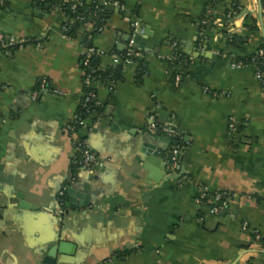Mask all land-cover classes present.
I'll list each match as a JSON object with an SVG mask.
<instances>
[{"label": "crops", "instance_id": "crops-1", "mask_svg": "<svg viewBox=\"0 0 264 264\" xmlns=\"http://www.w3.org/2000/svg\"><path fill=\"white\" fill-rule=\"evenodd\" d=\"M111 1L120 7L106 6L96 35L53 0L0 6V36L30 40L0 50V264H48L58 241L70 248L55 264H264L255 239H264V83L253 65L231 66L264 43V0ZM129 19L148 32L135 47L142 75L115 58ZM87 45L103 53L101 72H119L93 83L99 110L74 136L99 163L78 172L84 199L70 209L60 191L76 153L67 125L84 98ZM176 54L186 63L174 67ZM150 115L180 134L178 179L165 164L172 139L148 131ZM217 193L230 195L223 211L213 210Z\"/></svg>", "mask_w": 264, "mask_h": 264}, {"label": "built area", "instance_id": "built-area-1", "mask_svg": "<svg viewBox=\"0 0 264 264\" xmlns=\"http://www.w3.org/2000/svg\"><path fill=\"white\" fill-rule=\"evenodd\" d=\"M60 4V6L66 5V4H72V10H76L79 5H81V2L77 0H57ZM216 0H212V2H215ZM5 3V0H0V6H3ZM110 3H113L117 7H120L117 2H113L111 0H105L102 4L96 5V14L103 13L106 11V6ZM122 8V7H121ZM95 14V15H96ZM212 10L211 7L208 6L206 9L205 17L202 21L203 25H206L211 17ZM235 14L234 11H229L227 13V19H231L232 16ZM131 22V36L130 40L127 44V48L124 51V53L115 56L116 62H119L123 65L127 64H136V60L141 58V54L135 49L134 47V38L137 35H140L143 33V28L141 26V23L139 19L130 20ZM103 30L102 27L99 28V32ZM27 43H30V40L26 39H15V38H5L3 36H0V50H9L12 47H23ZM174 46L177 47V44L174 43ZM103 55L102 52L97 51L94 47H89L87 50L86 57L83 61V70H84V79H83V85H84V98L81 104V109L87 115L84 117L83 114L80 113V111L75 114L73 120L67 125V131L71 136L73 137V142L75 144V155L72 160V166L68 173L66 183L62 190L60 191V198H61V207H66V197L68 195L69 190L73 189L77 179H78V172L80 171H91L98 163H99V157L92 149H90L84 140H80L77 138H74L75 134L78 132L80 128H82L85 123L87 117H89L92 113L96 112L97 108H99V102L97 99V94L93 89V83L100 79L95 77L93 75V72H87L86 69L90 66V60L92 56L99 57ZM179 55V54H178ZM261 61L262 64H261ZM248 65H253L255 67V78L264 83V47L259 49L255 55L252 57V59L249 62L245 61H236L235 63L231 64L233 68H242ZM182 79L181 75H177L175 79V84L179 85L180 81ZM46 82L43 81L41 85V89L45 87ZM40 94V90L36 91L33 95V99L35 100L38 95ZM235 127L234 121H231L229 128L233 130ZM147 129L150 133L154 135H164L168 136L172 139V144L170 147V150L168 152V157L165 162L166 168L169 171L170 174H176L179 168V154L181 151L180 145L177 143V140L180 138V134L169 128H161L158 126L155 116L150 115L148 119ZM230 195L227 193H217L213 196V201L216 203L214 206V211H223L227 208L228 199ZM210 197L207 195V193H202L198 199V204H205ZM255 239L257 241H263V238L255 232Z\"/></svg>", "mask_w": 264, "mask_h": 264}, {"label": "trees", "instance_id": "trees-1", "mask_svg": "<svg viewBox=\"0 0 264 264\" xmlns=\"http://www.w3.org/2000/svg\"><path fill=\"white\" fill-rule=\"evenodd\" d=\"M56 5L65 13V15L67 17H69L71 20H74L75 22V26L78 27V26H81V25H84V24H87L89 22L93 23L94 25V32H93V35H96L97 33H99V28L102 27L104 28L105 27V24L107 22V20L109 19V11H105L103 13H99V14H96V5L97 4H91V5H88V4H85V3H81V5H79L77 7L76 10H72V4H66V5H63V6H60L59 2L57 0H53ZM96 14V15H95ZM254 25L255 27H253V30L255 29H258L257 25H256V21L254 20ZM75 27L73 28H70L69 32L71 35H74V32H75ZM251 28V27H250ZM238 42V38L237 37H234L232 39V42L231 44L232 45H236ZM87 44H89L87 42ZM88 48L90 47V45H87ZM264 47V43L262 45L259 46V48L257 49V51L261 48ZM256 51V52H257ZM255 52V53H256ZM255 53L248 59L246 60L245 62H249L252 57L255 55ZM86 57V55H85ZM84 57V59H85ZM83 59V61H84ZM173 66L174 67H177L179 65H183L185 64V60L182 56L176 54L174 56V59H173ZM99 57H96V56H92L91 57V60H90V66L87 70V72H93V75L97 78L100 77V79H103L105 77H108L109 75H111V72H112V75H113V78H115L119 72V70H112L111 72H108L107 74L101 72L99 70ZM263 61H261V64H262ZM136 63L138 64V72H139V75H142L143 72H144V62L141 58L137 59L136 60ZM83 65V63H82ZM97 111L99 110L98 108L96 109ZM80 113L83 114V116L85 117L87 115V113H85L83 110H80ZM177 143L180 145L181 142L179 140H177ZM212 205H216V203H212ZM264 241V239H263Z\"/></svg>", "mask_w": 264, "mask_h": 264}, {"label": "water", "instance_id": "water-1", "mask_svg": "<svg viewBox=\"0 0 264 264\" xmlns=\"http://www.w3.org/2000/svg\"><path fill=\"white\" fill-rule=\"evenodd\" d=\"M148 35L147 30L143 32V34L137 35L134 38V47L137 46V44H141V42L145 39L144 37ZM137 48V47H136ZM181 162H182V157L179 155V168L177 171V174L174 175L175 178H180L181 177ZM77 198L84 199L79 193L76 192V190L73 188L69 190L68 195L66 197V208L74 209L76 208V202ZM86 204V203H83ZM57 243L51 250V257H49L46 261L48 264H55V255H57L59 252L62 253H68L69 251V245L67 243L58 241Z\"/></svg>", "mask_w": 264, "mask_h": 264}]
</instances>
